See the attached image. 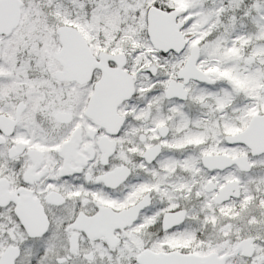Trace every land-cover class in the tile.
<instances>
[{
  "label": "snow or ice",
  "instance_id": "6c2138e0",
  "mask_svg": "<svg viewBox=\"0 0 264 264\" xmlns=\"http://www.w3.org/2000/svg\"><path fill=\"white\" fill-rule=\"evenodd\" d=\"M0 264H264V0H0Z\"/></svg>",
  "mask_w": 264,
  "mask_h": 264
}]
</instances>
